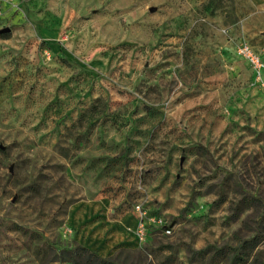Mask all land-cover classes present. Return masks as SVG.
I'll use <instances>...</instances> for the list:
<instances>
[{
  "label": "rangeland",
  "instance_id": "374dc122",
  "mask_svg": "<svg viewBox=\"0 0 264 264\" xmlns=\"http://www.w3.org/2000/svg\"><path fill=\"white\" fill-rule=\"evenodd\" d=\"M244 43L264 51V0H0V264H264Z\"/></svg>",
  "mask_w": 264,
  "mask_h": 264
},
{
  "label": "built area",
  "instance_id": "2783aa9c",
  "mask_svg": "<svg viewBox=\"0 0 264 264\" xmlns=\"http://www.w3.org/2000/svg\"><path fill=\"white\" fill-rule=\"evenodd\" d=\"M43 53L46 59H51L52 54L49 50H44ZM240 54L248 60L249 64L253 67V69L256 70V72L262 74V72L264 71V51L260 54L255 51L250 44L244 43L241 45ZM135 211L138 216V223L135 228V235L137 240H139L140 242H144L148 239L149 236V226L147 222L149 216L147 211L142 208L141 205H137L135 207ZM151 221L157 222L159 225H161L165 234H172L173 227L164 223L163 220Z\"/></svg>",
  "mask_w": 264,
  "mask_h": 264
},
{
  "label": "trees",
  "instance_id": "16d2710c",
  "mask_svg": "<svg viewBox=\"0 0 264 264\" xmlns=\"http://www.w3.org/2000/svg\"><path fill=\"white\" fill-rule=\"evenodd\" d=\"M254 239L251 241H246L240 248L243 250L241 254L249 255V250L255 248ZM205 251H201L199 254H203ZM241 254L235 253L234 260H243ZM60 257L63 261H68L74 264H116L110 258H104L99 255L97 251H91L85 247H77L72 250H63L60 253Z\"/></svg>",
  "mask_w": 264,
  "mask_h": 264
},
{
  "label": "water",
  "instance_id": "95a60500",
  "mask_svg": "<svg viewBox=\"0 0 264 264\" xmlns=\"http://www.w3.org/2000/svg\"><path fill=\"white\" fill-rule=\"evenodd\" d=\"M8 31H9L8 28H4L3 30H1V33L8 32Z\"/></svg>",
  "mask_w": 264,
  "mask_h": 264
}]
</instances>
